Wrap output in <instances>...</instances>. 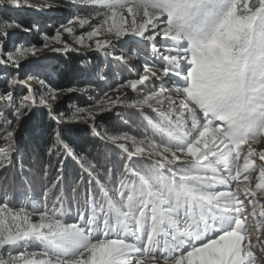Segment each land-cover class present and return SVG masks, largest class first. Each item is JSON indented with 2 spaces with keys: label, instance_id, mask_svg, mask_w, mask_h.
Returning <instances> with one entry per match:
<instances>
[{
  "label": "snow or ice",
  "instance_id": "6c2138e0",
  "mask_svg": "<svg viewBox=\"0 0 264 264\" xmlns=\"http://www.w3.org/2000/svg\"><path fill=\"white\" fill-rule=\"evenodd\" d=\"M61 5L67 23L40 47L13 43L9 31L40 33L37 24L0 19V173L13 169L24 185L20 206L15 188L0 198V264H264V0H0V9ZM118 45L142 54L143 74L109 91L140 98L103 92L58 111L60 96L97 89L52 87L40 54L76 53L81 71L106 83L130 63ZM96 53L109 61L103 68L88 59ZM119 106L138 111L142 131L100 126L97 116ZM37 112L55 124L39 202L22 159ZM68 124L87 125L118 159L77 153ZM32 152L39 158L36 144ZM69 157L81 168L71 184Z\"/></svg>",
  "mask_w": 264,
  "mask_h": 264
},
{
  "label": "trees",
  "instance_id": "16d2710c",
  "mask_svg": "<svg viewBox=\"0 0 264 264\" xmlns=\"http://www.w3.org/2000/svg\"><path fill=\"white\" fill-rule=\"evenodd\" d=\"M80 60V56H71L65 59V66L60 70L59 74V85H68L70 82L75 81V79L78 80L81 77L92 78L93 75L81 71L82 68L79 65ZM107 63H109V61ZM103 67L104 65H101V68ZM88 68H91V64ZM114 69L121 74L129 72V68L122 65H116ZM108 78L110 79L111 85H115L117 82L116 75L109 73ZM95 83L98 87H102L103 85V82L97 79H95ZM135 97L136 99L140 98L138 95ZM82 99L83 98H81L80 101H82ZM102 121V128L109 131L118 128L121 131L137 134L143 130L141 115L137 110L131 108L122 109L119 115H117V113L114 115H106L103 117ZM54 127L55 124L48 120L45 113L37 112L33 119L28 122L23 133L25 146L22 148V159L25 163V169L30 170L36 177V182L32 189V196L38 202L41 199L40 169L42 163L48 160V157L44 154V147H46V143L44 142L48 139V132ZM42 129L44 131L43 140H38ZM63 135L65 140L71 144L77 153L86 156L87 159L93 163H105L118 159V150H114L111 146H106L98 141L97 138L92 135L88 127H66ZM33 144H36L39 149V158L32 152ZM65 163L67 165L66 172L68 175V184H71L76 178V174L81 171L80 164L71 157H69ZM9 177H14L15 183L13 179ZM13 188L16 189L15 205H20L23 202L21 193L24 189V185L20 182L19 176L15 175V170L13 169H9L7 174L0 173V198H2L5 189L11 192Z\"/></svg>",
  "mask_w": 264,
  "mask_h": 264
},
{
  "label": "rangeland",
  "instance_id": "374dc122",
  "mask_svg": "<svg viewBox=\"0 0 264 264\" xmlns=\"http://www.w3.org/2000/svg\"><path fill=\"white\" fill-rule=\"evenodd\" d=\"M32 4L35 5H48L53 4L56 2V0H30ZM69 17V10L64 8L62 5L60 6L59 10H53V11H40L38 9H23V10H16L12 8H4L0 9V19L3 20H11L15 21L16 23L21 24L23 27L27 28L30 27L33 23L37 24L38 27L41 29L40 33H25L21 31L20 29H9V31L13 32L14 35L11 37V40L13 43L21 44V45H27L29 42L32 44H36L37 47H40L42 44V37H50L54 34V31L57 27H59L60 24H66L67 18ZM65 39H69V37L65 36ZM53 47H59V44H53ZM121 51H123L125 55V59H127L130 63L126 66L129 68L128 73L121 74L120 72L116 71L114 68L113 72L116 75L117 82L115 85H111L110 79H107V82H103L102 87H98L95 83V76H92V78L89 77H81L80 79L70 82L68 85L61 86L59 85V74L60 70L65 66V59L70 58L71 56H79L76 53H73L71 55H65L63 53H51L47 50L44 53H41L42 56H47L48 59L44 61V63L48 66V76H49V83L52 85V87H62V88H68V87H74V88H82L86 86V82L88 81H94V85L96 87L95 92H90L87 94H81V93H70L67 95H62L58 98V101L54 105V107L57 108L58 111L65 112L67 114H70L76 107H87L88 105L92 104L95 99H98L99 96L103 95V92H108L110 96L113 98L120 94V93H127L130 99H136L135 96L137 94L133 93L131 89H120L119 93H114L109 91L110 88H115L117 84L124 82L126 79H134L137 77V74H143L142 65L145 62L142 54L137 53L133 54L132 51H130L127 47H124L123 45L117 46ZM9 50L12 48V43L8 45ZM119 54V53H117ZM29 59H34L32 57H29ZM90 61H92L95 64L104 65L108 62L102 54L96 53L88 57ZM103 62V63H102ZM81 68L84 67L81 63L79 64ZM89 66V65H88ZM126 74V75H125ZM82 101H80V99ZM107 99V97H105ZM128 107H122L119 106L116 109H113L112 112H106L102 115L97 116V122L100 124V126H103V117L106 115H114L115 113H119L122 109H126ZM71 126H80V127H88L85 124H68L66 127ZM71 145V144H70ZM73 148V147H72ZM74 149V148H73ZM38 202V201H37ZM20 206V205H15ZM250 221V220H249ZM253 229L251 228V236H253Z\"/></svg>",
  "mask_w": 264,
  "mask_h": 264
},
{
  "label": "bare ground",
  "instance_id": "6f19581e",
  "mask_svg": "<svg viewBox=\"0 0 264 264\" xmlns=\"http://www.w3.org/2000/svg\"><path fill=\"white\" fill-rule=\"evenodd\" d=\"M253 237V236H252Z\"/></svg>",
  "mask_w": 264,
  "mask_h": 264
}]
</instances>
